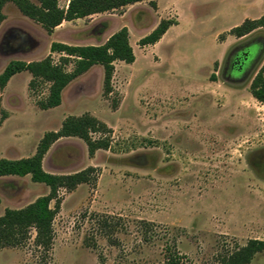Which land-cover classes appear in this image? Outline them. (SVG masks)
<instances>
[{"label": "rangeland", "instance_id": "374dc122", "mask_svg": "<svg viewBox=\"0 0 264 264\" xmlns=\"http://www.w3.org/2000/svg\"><path fill=\"white\" fill-rule=\"evenodd\" d=\"M242 1L142 0L63 20L51 31L12 2L3 5L0 72L12 59L44 58L52 41L101 44L123 26L135 59L114 62L111 92H104L102 65L94 64L47 109L36 102L48 83L28 88L27 71L0 88V157L32 155L69 115L88 112L111 128L109 149L90 153L76 136L51 143L45 171L91 166L90 180L58 189L48 256L31 230L22 245L0 248V264H158L166 245L185 255L184 264H221L249 239H264V104L250 93L264 63V28L241 37L224 31L240 21ZM177 14L158 43L138 44ZM48 191L29 174L0 176V215ZM247 264H264V250Z\"/></svg>", "mask_w": 264, "mask_h": 264}, {"label": "trees", "instance_id": "16d2710c", "mask_svg": "<svg viewBox=\"0 0 264 264\" xmlns=\"http://www.w3.org/2000/svg\"><path fill=\"white\" fill-rule=\"evenodd\" d=\"M7 1L15 4L23 15L40 23L46 31H51L63 20L86 17L142 0H69L66 7H60L58 0H0V21L4 18L2 7ZM151 4L154 7L156 5L154 1H151ZM177 23L176 19L159 20L148 34L139 39L138 44L142 46L155 44L171 25ZM257 28H264V14L257 18H245L241 23L231 27L228 33L241 37ZM49 51L50 54H59L57 61H54L50 54L40 60H9L0 72V88L6 85L12 75L27 71L31 76L28 88L33 89L40 82L48 83L46 97L36 102L39 108L47 109L59 105L63 88L94 64L102 65L104 92L106 94L111 92L114 62L132 63L135 59L125 26L113 32L101 44L81 45L52 41ZM68 64L72 65V69L67 70ZM263 67L264 63L253 77L250 93L264 104ZM2 116L5 117L4 114ZM110 132V127L88 112L69 115L61 122L58 130L46 131L42 135L32 155L19 158L0 157V176L29 174L32 181L44 183L49 188L46 194L36 197L24 207L5 208L0 215V248L22 245L30 239V232L33 230L35 247L43 252L44 256H48L53 245L52 222L60 206L58 189L61 187L73 189L79 183L88 182L94 168L89 166L71 174H54L43 169V155L53 141L66 136L82 139L90 153L100 148L109 149ZM92 133H98L99 136L95 138ZM52 200L53 206L50 205ZM262 250L264 239H249L246 244L222 259L221 264H247ZM184 259V254L166 245L164 258L158 264H184Z\"/></svg>", "mask_w": 264, "mask_h": 264}, {"label": "crops", "instance_id": "0c3cea01", "mask_svg": "<svg viewBox=\"0 0 264 264\" xmlns=\"http://www.w3.org/2000/svg\"><path fill=\"white\" fill-rule=\"evenodd\" d=\"M241 7H243V9H244V13H243V15L241 16V19H240V21L238 22V23H235V24H232V25H230V26H228L224 31H228L231 27H233V26H235V25H237V24H239V23H241L245 18H257V17H259V16H261L262 14H264V0H243L242 2H241ZM175 11H176V13H177V9H175ZM249 11L250 12H253V13H255V14H249ZM177 16H178V14H177ZM177 21L179 22V16L177 17ZM169 29V28H168ZM167 29V30H168ZM166 33V32H165ZM165 33L163 34V36L165 35ZM217 35L218 34H220V32L219 33H216ZM162 36V37H163ZM162 38H160L159 40H161ZM159 41H157L156 43H158ZM221 43H222V45L224 46H226L227 47V44H228V41H227V39H225V40H222L221 41ZM226 49V48H225ZM224 49V50H225ZM217 61L219 60V59H216ZM19 73V72H18ZM17 74V73H16ZM15 75V74H14ZM13 76V75H12ZM11 76V77H12ZM10 77V78H11ZM10 80V79H9ZM9 80H8V82H9ZM8 158V157H7Z\"/></svg>", "mask_w": 264, "mask_h": 264}]
</instances>
